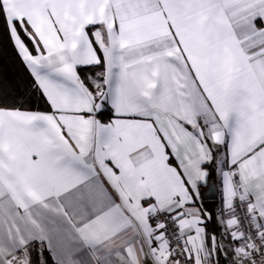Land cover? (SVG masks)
<instances>
[{
    "label": "snow or ice",
    "instance_id": "obj_1",
    "mask_svg": "<svg viewBox=\"0 0 264 264\" xmlns=\"http://www.w3.org/2000/svg\"><path fill=\"white\" fill-rule=\"evenodd\" d=\"M0 264H264V0H0Z\"/></svg>",
    "mask_w": 264,
    "mask_h": 264
},
{
    "label": "trees",
    "instance_id": "obj_2",
    "mask_svg": "<svg viewBox=\"0 0 264 264\" xmlns=\"http://www.w3.org/2000/svg\"><path fill=\"white\" fill-rule=\"evenodd\" d=\"M13 71L12 69H10V72Z\"/></svg>",
    "mask_w": 264,
    "mask_h": 264
}]
</instances>
